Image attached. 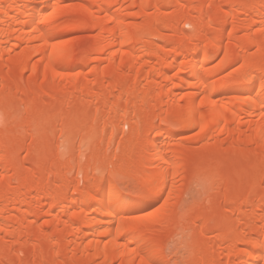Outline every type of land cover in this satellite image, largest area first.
<instances>
[{"label": "bare ground", "instance_id": "1", "mask_svg": "<svg viewBox=\"0 0 264 264\" xmlns=\"http://www.w3.org/2000/svg\"><path fill=\"white\" fill-rule=\"evenodd\" d=\"M261 157L264 0H0V264H264Z\"/></svg>", "mask_w": 264, "mask_h": 264}, {"label": "rangeland", "instance_id": "2", "mask_svg": "<svg viewBox=\"0 0 264 264\" xmlns=\"http://www.w3.org/2000/svg\"><path fill=\"white\" fill-rule=\"evenodd\" d=\"M153 4V3H152ZM152 4H149L151 7H149V11H151V10H153V5ZM177 6L175 5V6H173L172 8H170V10L168 9V11H171L172 9L174 10V8L175 9H177L176 8ZM187 13H195L193 10H191V11H188ZM135 18V21H142V18L141 17H139V18H136V17H134ZM190 29H187V31H189ZM88 34H91V32L90 31H86V30H69V31H66V32H64L63 33V36H65V37H72V36H85V35H88ZM89 42V41H88ZM86 43H87V41H86ZM85 43V44H86ZM153 61V59L152 60H150V62H152ZM21 94V95H20ZM26 95V94H24V93H17L16 94V96L14 97V101H19L20 102V100L22 99V100H24L27 96H24ZM23 96V97H22ZM77 97L78 96H76V98L75 99H77ZM80 97V96H79ZM78 97V99L82 102L83 101V99L85 98H83V97H80L79 98ZM77 99V100H78ZM21 100V101H22ZM85 100V99H84ZM91 101V100H90ZM94 101V100H93ZM85 102H86V100H85ZM92 102V101H91ZM119 113H115V114H110V116L111 117H114L115 119V121L117 122V119L119 118ZM59 118L60 117H58V120H57V118H56V123H53V121L52 122H49V125L52 127V125L53 124H55V127H58V129H59V125H61L60 124V120H59ZM61 119V118H60ZM55 120V119H54ZM57 121H58V123H57ZM53 123V124H52ZM52 124V125H51ZM57 124H58V126H57ZM54 127V126H53ZM129 127V128H128ZM121 128V127H120ZM124 130L125 131H127V130H129L130 129V126L129 125H124ZM110 130V128H108L107 129V131H109ZM128 132V131H127ZM179 133V135H182V136H189V137H191L192 135H193V133H195V130H182V131H180V132H178ZM194 136V135H193ZM55 138V140H56V137L55 136H53V138L52 137H50V139H49V141L51 140V139H54ZM192 143H195L194 141L192 142ZM65 146V145H64ZM90 145H88V144H83V145H80V146H78V142L77 143H75V144H70V145H67L66 144V148H64L63 146H62V148L63 149H61L60 148V152H61V154H63V155H68L69 154V152L68 151H70V153L72 152V154L73 153H82V152H86V151H88V148H90L89 147ZM86 149V150H85ZM136 149V150H135ZM134 150L135 151H137V148H135ZM65 150H67V152L65 151ZM65 151V152H64ZM26 155V152L24 151V152H22L21 153V155H20V158L21 159H23L24 157H26L25 156ZM262 158H264V157H261V159ZM25 159V158H24ZM85 161V162H84ZM262 161V160H261ZM264 161V160H263ZM83 163H88L86 160H83L82 161ZM83 163H81V164H83ZM78 170H75L74 171V174H72V176H70V178L72 177H75L76 176V172H77ZM124 182H127L128 183V180L127 181H125V180H123ZM195 181V180H194ZM194 181H192L191 183L190 182H188V183H184L182 186H183V189H182V191H181V195H180V198H179V200H180V209L181 210H184V209H190L191 208V205L193 206V204H198V203H200V204H202V205H207L208 206V204H209V201L208 200H206V198H207V191L209 190V189H207L206 188V191H205V186L204 187H202V185H200L199 183H197V182H194ZM123 184V182L121 183V185ZM131 183H129V185H130ZM128 185V184H127ZM127 185H126V183H124L122 186H125V188H127ZM128 185V186H129ZM124 188V187H123ZM125 188H124V190H125ZM200 188L202 189V190H200ZM204 188V189H203ZM138 188H136V186L134 185L133 186V184L132 185H130L126 190H128V191H131V192H133V193H135V192H137V191H139V190H137ZM140 189V188H139ZM125 190V191H126ZM205 192H204V191ZM209 191H211V190H209ZM209 191H208V194H209ZM250 190H248V192H249ZM127 192V191H126ZM130 192V193H131ZM143 192V191H142ZM203 192V193H202ZM247 192V193H248ZM142 194V193H141ZM204 196V197H203ZM206 196V197H205ZM202 197V198H201ZM159 202H161V200L159 201ZM160 204V203H159ZM179 238V240H177V238L176 239H172V240H169V242L167 243V245H166V251H167V253L169 254V256H170V264H188V262H189V255H188V251H185V248H183V249H181V248H179V241H180V237H178ZM176 240L178 241V242H176ZM175 242H176V244H175ZM216 245H214V247H215ZM176 247V248H175ZM187 250V249H186ZM181 251V252H180ZM182 252H184V253H182ZM186 255V256H185ZM188 256V257H187ZM17 258H19L18 256H16ZM15 257V258H16ZM184 257V258H183ZM16 258V259H17ZM188 258V259H187ZM183 259V260H182ZM6 261H10V260H5V261H3V262H5V264H8L9 262H6ZM97 263L99 262V264H101L100 262H101V260H97L96 261ZM96 262H94V264H97Z\"/></svg>", "mask_w": 264, "mask_h": 264}]
</instances>
